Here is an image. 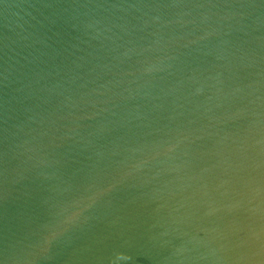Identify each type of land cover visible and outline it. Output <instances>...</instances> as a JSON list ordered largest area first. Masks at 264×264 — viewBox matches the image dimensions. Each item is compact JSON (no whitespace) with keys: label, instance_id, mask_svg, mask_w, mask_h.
Instances as JSON below:
<instances>
[{"label":"water","instance_id":"1","mask_svg":"<svg viewBox=\"0 0 264 264\" xmlns=\"http://www.w3.org/2000/svg\"><path fill=\"white\" fill-rule=\"evenodd\" d=\"M0 264H264V0H0Z\"/></svg>","mask_w":264,"mask_h":264}]
</instances>
